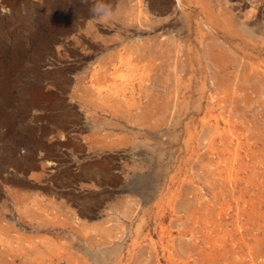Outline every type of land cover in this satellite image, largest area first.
Masks as SVG:
<instances>
[{"label":"rangeland","instance_id":"obj_1","mask_svg":"<svg viewBox=\"0 0 264 264\" xmlns=\"http://www.w3.org/2000/svg\"><path fill=\"white\" fill-rule=\"evenodd\" d=\"M93 2L0 0V264H264V0ZM97 110L104 183L23 178L36 116Z\"/></svg>","mask_w":264,"mask_h":264},{"label":"crops","instance_id":"obj_2","mask_svg":"<svg viewBox=\"0 0 264 264\" xmlns=\"http://www.w3.org/2000/svg\"><path fill=\"white\" fill-rule=\"evenodd\" d=\"M107 111L97 110L95 113L97 116L100 115L99 117H105L106 121L96 120V116L93 117V115L84 113V120L88 124L92 123L91 129H89L90 136L79 135L77 133L78 129L71 130L75 134L69 135V127L63 122H52L46 114L36 116L34 119L37 124L35 136L38 145L33 146V148L29 146L30 152L28 155L33 156L36 160L40 169L39 176L36 177V175H30V171H24L23 178L29 181L35 180V183L38 180V183H53V185H56V183H104V167H102V162H104L106 155H114L111 158L124 162L125 157L123 155L125 153H123V148L127 145L125 143L127 139H115L111 132L110 135H106L107 132L113 127H116L113 128L114 133H118V128L128 130L129 132L133 128L128 118L121 117L123 120L117 122V119L120 117L112 113L107 114ZM72 141L77 145L79 144L80 147L71 146L70 143ZM124 150H128V148ZM86 168L90 172H87ZM108 170L112 171L115 169ZM64 171L72 172L70 175L73 177L71 179L72 182L70 177L69 181L65 182L58 175ZM48 172L53 173L51 174L52 178L43 179L46 174L48 176ZM90 210L92 213L95 212L94 208Z\"/></svg>","mask_w":264,"mask_h":264},{"label":"clouds","instance_id":"obj_3","mask_svg":"<svg viewBox=\"0 0 264 264\" xmlns=\"http://www.w3.org/2000/svg\"><path fill=\"white\" fill-rule=\"evenodd\" d=\"M89 11L95 18L106 21L113 19L118 14L119 9L113 8L108 3H105L104 0H94Z\"/></svg>","mask_w":264,"mask_h":264},{"label":"bare ground","instance_id":"obj_4","mask_svg":"<svg viewBox=\"0 0 264 264\" xmlns=\"http://www.w3.org/2000/svg\"><path fill=\"white\" fill-rule=\"evenodd\" d=\"M189 1L191 2V0H175L176 7L184 10V8H186L190 4Z\"/></svg>","mask_w":264,"mask_h":264}]
</instances>
